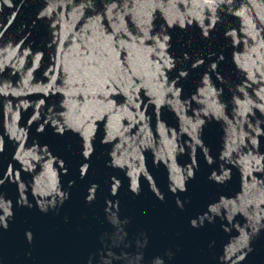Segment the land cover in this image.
<instances>
[{"label":"water","instance_id":"1","mask_svg":"<svg viewBox=\"0 0 264 264\" xmlns=\"http://www.w3.org/2000/svg\"><path fill=\"white\" fill-rule=\"evenodd\" d=\"M0 264H264V0H0Z\"/></svg>","mask_w":264,"mask_h":264}]
</instances>
